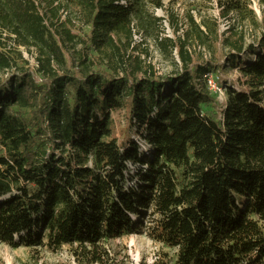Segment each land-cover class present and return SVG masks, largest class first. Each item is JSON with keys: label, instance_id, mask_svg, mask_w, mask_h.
Returning <instances> with one entry per match:
<instances>
[{"label": "trees", "instance_id": "obj_1", "mask_svg": "<svg viewBox=\"0 0 264 264\" xmlns=\"http://www.w3.org/2000/svg\"><path fill=\"white\" fill-rule=\"evenodd\" d=\"M178 1L0 0V37L38 53L21 70L0 50V244L109 264L104 243L137 234L173 264H264V30L244 32L264 0ZM133 26L173 74L132 70ZM234 70L219 103L204 76Z\"/></svg>", "mask_w": 264, "mask_h": 264}, {"label": "rangeland", "instance_id": "obj_2", "mask_svg": "<svg viewBox=\"0 0 264 264\" xmlns=\"http://www.w3.org/2000/svg\"><path fill=\"white\" fill-rule=\"evenodd\" d=\"M173 1H176V3L173 4L174 10L179 12L180 17H182L183 4H181L178 0H163L166 7H168ZM44 8L47 11L46 6H44ZM252 9L256 14L257 24L259 27H244V32L246 35L245 43L247 45L258 42L260 35L262 34V30H264V9L259 8L255 2H253ZM155 15L159 18H164L163 13L160 11L155 12ZM58 17L60 22H64L70 17V15L66 10L59 12ZM70 19L73 21V18ZM164 28L166 29L165 35L171 38L172 34L166 23L164 24ZM71 32L77 37V42L78 40H85L83 32L78 29L77 26L72 29ZM178 36H181V32L178 33ZM6 41V38L2 40L0 37L1 44ZM134 46L136 50L129 52L128 54L132 58L131 67L133 71L134 68L139 65L142 70H145L148 67L152 68L153 72L158 76H167L174 73V68L171 64V61L163 59V57L157 51L154 43L151 40H148L143 34H140V41H137ZM0 50L3 52L8 50L11 51V57L14 58L15 63L17 62L16 64L18 68H21V70H26L27 68L36 70L34 65L35 61H30V58L28 57V59H26L27 57L25 56L26 52L28 54L31 53L33 56L32 59L34 60V58H36L38 55L35 49L31 48L30 50H27L23 47H21V49H16L12 44H10L9 49L0 48ZM77 50H79V47ZM187 51L190 55L199 60L210 58L207 50L198 48V46L194 45L193 43L190 44ZM93 57H95V55L90 51L89 58ZM172 57L174 58V61L179 64L175 53L172 55ZM93 70H96V67H94ZM12 71H0V79L4 78L6 74H10ZM227 74L229 82L225 85L223 83L218 85V83L215 82L217 90H211L213 94L217 96L216 98L219 103H224L226 98L225 88L231 86L232 80L242 78L237 70L228 72ZM136 75L137 77H140L141 74L137 73ZM213 79H216L214 75ZM112 116L116 123H122L123 113L118 115L113 114ZM140 146H142L141 143ZM128 170L134 175L133 167L128 166ZM104 248L108 251L111 259L109 264H151L161 254H166L165 256H167V259L170 260L171 264H173L175 261L176 250L154 244L145 235L134 234L116 240H108L104 243ZM75 249L76 247H63L57 253H50L39 247L35 249L22 247L12 249L0 244V264H82L80 257H75L72 253Z\"/></svg>", "mask_w": 264, "mask_h": 264}, {"label": "built area", "instance_id": "obj_3", "mask_svg": "<svg viewBox=\"0 0 264 264\" xmlns=\"http://www.w3.org/2000/svg\"><path fill=\"white\" fill-rule=\"evenodd\" d=\"M140 32H139V30H137V28L136 27H132V39H133V42H134V44L137 42V41H140ZM5 37H6V34H1V39L2 40H4L5 39ZM13 40H14V36H10V41H6V42H4L3 43V49H6V48H8L9 49V47H10V44H12L13 45V47H14V42H13ZM8 45V46H7ZM7 46V47H6ZM18 49H21V47H19ZM9 51V50H8ZM4 52H6V51H4ZM27 54V55H26ZM26 54H25V56L27 57L26 59H28V57L30 58V61H35V68H37L38 67V65H37V62H36V58H34V60L32 59V54L30 53V54H28L27 52H26ZM204 79H205V82H206V84H207V86H208V88L210 89V91L211 90H217V88H216V79H213V75L212 74H207V75H205L204 76Z\"/></svg>", "mask_w": 264, "mask_h": 264}]
</instances>
